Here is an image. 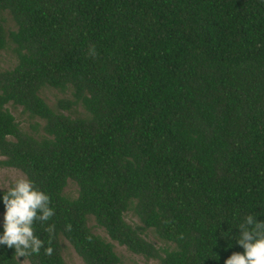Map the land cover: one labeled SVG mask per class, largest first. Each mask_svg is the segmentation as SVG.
Masks as SVG:
<instances>
[{
  "label": "trees",
  "instance_id": "obj_1",
  "mask_svg": "<svg viewBox=\"0 0 264 264\" xmlns=\"http://www.w3.org/2000/svg\"><path fill=\"white\" fill-rule=\"evenodd\" d=\"M6 39L15 61L0 69V164L55 212L34 225L46 247L55 225L54 253L42 248L30 264H65L59 235L83 264H121L87 215L159 264L243 252L238 225L264 221V0H0V49ZM42 85L70 97L52 108ZM6 102L41 123L21 130ZM75 104L82 113L60 110ZM127 209L140 224L124 220ZM146 227L172 245L155 246ZM14 253L0 245V264H18Z\"/></svg>",
  "mask_w": 264,
  "mask_h": 264
},
{
  "label": "clouds",
  "instance_id": "obj_2",
  "mask_svg": "<svg viewBox=\"0 0 264 264\" xmlns=\"http://www.w3.org/2000/svg\"><path fill=\"white\" fill-rule=\"evenodd\" d=\"M89 54L93 58L97 55L95 46L89 50ZM2 201L5 213L0 245L15 249L14 257L18 264L20 257L25 258L23 264H30L28 258L39 255L42 248L46 256H52L55 225L50 224L44 229L49 234L47 247L35 234L34 228L36 223L43 225L55 215L50 207V196L38 190L33 181L23 177L16 179L4 191ZM237 228L241 235L235 238L236 244L243 252H234L224 264H264V221L257 222L256 216L247 215ZM67 230H71V225L67 226Z\"/></svg>",
  "mask_w": 264,
  "mask_h": 264
},
{
  "label": "rangeland",
  "instance_id": "obj_3",
  "mask_svg": "<svg viewBox=\"0 0 264 264\" xmlns=\"http://www.w3.org/2000/svg\"><path fill=\"white\" fill-rule=\"evenodd\" d=\"M2 24L4 30L13 27V23L6 12H3ZM15 61L14 52L12 50V44L7 41L3 48L0 49V69L10 67ZM39 95L43 100L50 106L54 107L55 100L57 98L70 97L69 88L63 90H58L57 88L51 87L49 85H42L38 89ZM7 110L13 115L14 120L17 122L18 127L26 132L32 131L33 122L41 123V119L35 116H29L21 107L17 104H12L10 102L4 103ZM63 112L69 111L71 114L82 113L83 110L79 104H75L70 108V110L60 109ZM2 158V155H0ZM24 174L18 168L0 164V188L10 187L16 179L23 178ZM62 192L72 197L76 193V185L73 180L67 178L65 184L62 187ZM5 210L0 211V222L4 219ZM123 218L125 221L132 224H140L139 220L136 218L135 214L127 209L123 212ZM86 224L89 226L90 230L97 233L101 237L109 240L112 243V249L119 257L121 264H159L158 260L154 257H145L140 253L132 252L128 250L124 245L118 244L116 241L110 239L104 232L101 226L96 225L90 215H87ZM143 235L149 241H151L155 246H171L172 243L164 241L158 238L156 234L152 231L150 227H146L143 230ZM59 251L63 258L65 264H83L80 257L72 249L69 242L62 236H58ZM25 258H19V264H23Z\"/></svg>",
  "mask_w": 264,
  "mask_h": 264
}]
</instances>
